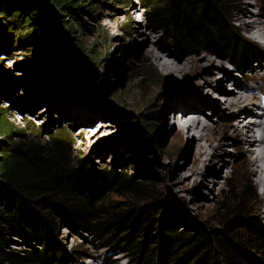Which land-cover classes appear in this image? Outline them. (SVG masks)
Here are the masks:
<instances>
[{
  "label": "rangeland",
  "instance_id": "374dc122",
  "mask_svg": "<svg viewBox=\"0 0 264 264\" xmlns=\"http://www.w3.org/2000/svg\"><path fill=\"white\" fill-rule=\"evenodd\" d=\"M83 1L82 11L88 13L93 10L95 18L85 13L80 15L83 31L76 27L73 39L83 45L82 55H88L93 48L102 62L91 65L89 56L86 59L95 70L94 78L80 79L81 83L87 84L86 91L79 87L75 90L73 85H80L76 81L65 84L74 101H68L64 94H54L53 89L56 88H48L46 100L38 104V93L28 86V82L33 80L29 72L42 71L53 62L58 68L61 65L57 57L70 59L75 56H68L67 48L61 44L57 53L44 58L35 51L28 37L44 32L42 27L45 25L41 19L49 24V17L57 16L59 21L60 12L49 6L44 16L35 18L38 22L26 20L21 25L17 18H9L20 9V1L0 0V43L3 45L0 49V80H3L0 84V109L11 108L10 122L15 127H21L23 120L28 121L35 130L42 131V142L48 141L50 134H66L72 145L68 168L76 169V162L85 158L97 168L114 169L126 178H132L142 191L140 199L144 203H156L160 214L176 213L173 206L179 205L184 207L191 219L208 227H218L221 208L229 207L230 201L238 196L239 189L250 183L257 192V200L248 208L264 225L259 210L262 191L254 176L247 172L248 155L241 153L251 149V146L242 144V133L232 129L239 124L238 117L242 113L238 114L236 107L225 103L223 91L236 95V89H227V78H230L250 88L252 92L245 93L248 97L257 96L260 87L264 93L261 82L264 64L258 65L249 74L239 76L231 71L227 62L205 54L177 63L167 37L148 27L144 19L145 11L137 0ZM42 4L46 7L48 1L43 0ZM258 6L259 0H244L236 7L232 18L240 36L257 44L264 52V45L249 38V32L242 29L244 23L253 20L264 27ZM10 7L7 17L1 18V12ZM52 26V23L48 25L49 28ZM34 27L38 28L34 30ZM59 37L62 40L65 36ZM145 38H149V43ZM151 44L163 47L167 51L165 56L171 53L169 58L177 66H189L187 74L170 76L150 66L146 51ZM211 64L215 66L212 68ZM222 68L223 74L217 70ZM59 74L64 75L63 72ZM218 82L219 85H216ZM51 84L57 85V81ZM211 84L213 90L219 86L220 93L207 87ZM242 93L240 91V95ZM187 101L199 107L197 112L201 123L208 124L212 129L202 143L205 146L224 143L225 153L214 155L209 151L199 162L195 161L198 140L186 136L174 124L179 113L186 108L191 109L190 106H182ZM177 103L182 105L177 107ZM13 104L20 106L21 112L12 108ZM252 109L258 111L255 107ZM193 112L187 111L186 114L195 115ZM226 116H231L233 120L224 122ZM134 125L141 127L151 139L150 143L141 146L127 138L126 127ZM1 142L2 139L0 146ZM106 196V206L113 203L115 209L105 208L106 214L98 218L105 223L114 222L127 203H132L134 199L130 193H108ZM54 239L53 250L65 256L56 264H108L109 261L113 264H133L131 251L118 254L120 251L114 248L115 245L97 243L94 238L72 231L65 225L60 227L59 235L54 233ZM20 245L18 243L13 248L23 250ZM120 257L123 259L119 260ZM93 258L97 260L90 263Z\"/></svg>",
  "mask_w": 264,
  "mask_h": 264
},
{
  "label": "trees",
  "instance_id": "16d2710c",
  "mask_svg": "<svg viewBox=\"0 0 264 264\" xmlns=\"http://www.w3.org/2000/svg\"><path fill=\"white\" fill-rule=\"evenodd\" d=\"M18 1L20 9L9 18H17L21 25L26 20L38 22L35 18L44 16L49 6L60 12L59 21L57 16L49 17V24L41 19L44 32L28 37L35 51L48 58L62 44L68 56H75L57 57L58 68L53 62L42 71L29 72L33 80L28 86L38 93V104L46 100L48 88H56L54 94H64L68 101H74L65 84L76 81L80 85L73 88L86 91L88 86L80 79L94 78L91 65L102 62L93 48L82 55L83 45L73 39L76 27L83 31L81 16L85 13L95 18L94 11H82L83 0H44L48 1L46 7L43 0ZM243 1L138 0L148 27L167 37L177 63L205 54L227 62L239 76L264 64L263 50L240 36L232 18ZM257 9L264 20V0H259ZM10 10L4 9L1 18ZM61 35L65 36L62 40ZM2 46L0 43V49ZM86 59L92 61L91 65ZM62 72L64 75L59 74ZM54 80L57 85L51 84ZM12 108L21 112L20 106L13 104ZM10 111L0 109V264H56L65 257L53 250L54 233L59 235L62 225L85 233L97 243L115 245L120 254L131 251L133 264H264V225L248 208L257 200L250 183L239 189L229 207L221 208L217 228L199 224L179 205L173 206L176 213L160 214L156 203L140 199L142 191L132 178L114 169L97 168L85 158L76 162V169L68 168L72 145L66 134H50L49 140L42 142V131L28 121L15 127ZM223 120L233 119L226 116ZM125 131L136 144L151 142L140 126H127ZM108 193L134 196L112 223L98 219L107 209H115L113 203L106 206ZM18 243L23 250L13 248Z\"/></svg>",
  "mask_w": 264,
  "mask_h": 264
},
{
  "label": "bare ground",
  "instance_id": "6f19581e",
  "mask_svg": "<svg viewBox=\"0 0 264 264\" xmlns=\"http://www.w3.org/2000/svg\"><path fill=\"white\" fill-rule=\"evenodd\" d=\"M242 29L252 34L257 33L260 36H264V27L254 20L251 22L244 23ZM145 41L149 43V38H145ZM166 53L167 51L163 47L159 46L158 44H151L149 47H147L146 60L148 61V64L150 66L160 69L164 74L170 76H175L177 74H180L181 76L186 75L189 70V66H186L185 64L177 66V64H174L169 58L171 57V53L165 56ZM195 66L198 67V65ZM214 66L215 65L211 64L212 68ZM217 70H219V72L223 74V68L222 70ZM231 81L235 86V88L231 91H235L236 89L237 92H235L236 95L225 94V103H228L230 107H236L238 109V114L242 113V116L238 117L239 120L237 122L239 124H237L232 129L236 133H242V144H244L245 146H251V149L242 151L241 153L244 155H248L246 157L247 172L249 175L254 176V179H256V184H258V187L262 191V199L259 202L260 208L259 206L258 208L260 210V217L264 218V122H260V120H262V117H260V111H254L252 109L255 107L257 110H260L259 104L255 102L258 96L250 95L248 97L247 95H245V93H249L250 88L241 85V83L234 81V79H232ZM227 83H229V81H227ZM216 85H219V82L216 83ZM207 87L213 90L212 84ZM218 87L219 86H217V88ZM217 88L215 87V90L213 91L215 93H220L219 89ZM238 90H241V93L243 92L242 95H240V91ZM258 90L259 92H262L261 87L258 88ZM179 105L181 106L182 104H176L177 107ZM185 105L187 107L190 106L191 109L186 108L183 112L179 113V116H177V119L176 121H174V124H176V126L178 125V128H180L186 136L192 138L194 137L198 140L195 149V161L199 162L202 157H204L209 151L213 152L214 155H217L219 152L225 153L224 143L222 144L219 142L215 145L210 146H205L202 143V141L206 140L208 132L212 133V129L208 124L201 123L197 112L199 107H194V105L189 101L184 102V105L182 106ZM208 106L213 105L208 104ZM191 110H194L193 113L195 115L186 114L187 111ZM187 116L192 117H189V119L187 120ZM122 259L123 257L119 258V260ZM91 262L94 263V261H90V263Z\"/></svg>",
  "mask_w": 264,
  "mask_h": 264
}]
</instances>
